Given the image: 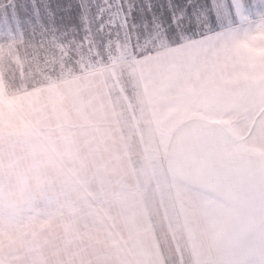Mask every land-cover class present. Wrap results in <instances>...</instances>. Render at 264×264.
<instances>
[{
	"label": "snow or ice",
	"instance_id": "obj_1",
	"mask_svg": "<svg viewBox=\"0 0 264 264\" xmlns=\"http://www.w3.org/2000/svg\"><path fill=\"white\" fill-rule=\"evenodd\" d=\"M20 53L131 85L151 137L129 173L0 205V264H264V0H0Z\"/></svg>",
	"mask_w": 264,
	"mask_h": 264
},
{
	"label": "crops",
	"instance_id": "obj_2",
	"mask_svg": "<svg viewBox=\"0 0 264 264\" xmlns=\"http://www.w3.org/2000/svg\"><path fill=\"white\" fill-rule=\"evenodd\" d=\"M106 80L93 73L62 82L66 86L74 82L75 89L66 87L56 96L43 98L34 89L0 97V173L9 176L8 189H34L42 173L57 168L75 165L80 174L93 173L94 168L119 165L121 158L128 169L118 176L131 172L130 158L145 148L151 129L132 86L125 90ZM76 98L79 104L72 112ZM32 112L40 119L26 128L21 116ZM105 152L111 156L104 157ZM5 196L6 191L0 192V205L6 206Z\"/></svg>",
	"mask_w": 264,
	"mask_h": 264
},
{
	"label": "rangeland",
	"instance_id": "obj_3",
	"mask_svg": "<svg viewBox=\"0 0 264 264\" xmlns=\"http://www.w3.org/2000/svg\"><path fill=\"white\" fill-rule=\"evenodd\" d=\"M92 72H86L83 70V65L77 67L74 64H64L49 62L45 64L43 61L37 63L32 58L25 56L23 53L13 55L11 57L0 54V97L3 95H15L19 93H27L35 89V92L41 95L43 98L48 96H56L60 91H64L67 87L68 90H74V82L66 86L62 82L79 78L80 76L91 77ZM43 88V90H39ZM60 90V91H59ZM27 100V99H26ZM74 108L71 111L77 110L78 100H73ZM107 153V155H106ZM104 157L111 156V152L103 153ZM119 165L107 168H94L92 173H83L81 175L90 176L96 174H103L111 176L113 172L114 176L123 173L128 167L124 166L123 159H118ZM6 203V201H5ZM51 241L48 244L50 250L55 251L59 239L56 236H50Z\"/></svg>",
	"mask_w": 264,
	"mask_h": 264
},
{
	"label": "clouds",
	"instance_id": "obj_4",
	"mask_svg": "<svg viewBox=\"0 0 264 264\" xmlns=\"http://www.w3.org/2000/svg\"><path fill=\"white\" fill-rule=\"evenodd\" d=\"M28 193L29 189L25 186H13L7 189L5 196L6 206L14 207L22 205Z\"/></svg>",
	"mask_w": 264,
	"mask_h": 264
}]
</instances>
